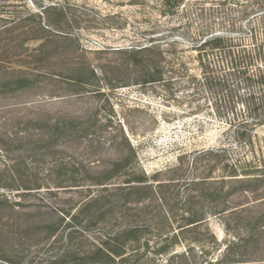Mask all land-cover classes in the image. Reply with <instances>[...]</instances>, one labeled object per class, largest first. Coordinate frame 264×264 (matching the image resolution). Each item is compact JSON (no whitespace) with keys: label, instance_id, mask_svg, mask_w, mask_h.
Returning a JSON list of instances; mask_svg holds the SVG:
<instances>
[{"label":"rangeland","instance_id":"374dc122","mask_svg":"<svg viewBox=\"0 0 264 264\" xmlns=\"http://www.w3.org/2000/svg\"><path fill=\"white\" fill-rule=\"evenodd\" d=\"M54 3L60 10L40 15L45 6ZM59 13H62L61 26L55 22ZM255 13L264 16V0H0V26L20 18V21L12 22L11 31L0 34L1 58L12 61L6 64L10 66L7 70L4 65L0 66V79L5 75L24 74L35 79L29 88L0 95V131L14 116L86 120L88 123L81 126L74 145H65V148L70 147L66 151L71 156L83 162L93 161L95 164L90 167L98 171L128 152L131 145L136 150L133 159L149 180L157 171L174 166L181 154H187L189 158L179 171L160 174L154 179L164 181L178 174L183 178L202 175L207 162L198 163L194 169L190 161L193 153L202 148L226 149L229 161L255 157L258 165L264 166V122L250 128L252 145L245 147L236 138L235 128L225 123L231 113L219 117L211 112L216 96L204 89L191 92L185 84L186 71L197 77L201 74L197 63L193 62L196 52L191 45L203 36L218 34L240 35L250 43V32L257 27V21L253 22L251 18ZM49 23L53 29L58 27L69 34L40 29ZM153 41L164 50L167 59L175 54L184 63L176 72L167 64L160 65L163 78L169 82H143L149 75L142 58L156 59L157 55L155 51L142 54L133 51ZM5 44L9 45L7 54H1ZM156 68L152 66L149 72L154 73ZM29 102L33 104L21 105ZM8 105L10 109H1ZM12 105L15 107L11 108ZM124 135L129 143L124 140ZM3 147L0 142L2 154L9 159L36 154L33 167L37 165L38 151L11 149L5 152ZM12 162L0 157V185L5 183L6 177L3 164ZM217 165L211 175L218 179L225 173L220 170L219 162ZM118 179L123 181L127 177ZM263 184L249 180L242 184L228 181L225 191H231V195L227 194L224 202L242 204L261 193ZM243 188L252 192H242ZM79 191L54 188L49 193L43 188L39 192L23 193L16 187H0V194L10 201L0 205V264H91L86 259L84 262L79 259L80 251L104 239L103 235H112L126 227L127 222L119 216L121 210H115L100 217L99 213L90 212L81 215L80 221L58 224L59 218L53 209L72 207L74 199L87 193L84 189ZM148 195L139 194L140 203L126 207L129 213L137 212L140 223L144 220L150 226L154 216L146 211L155 213L157 203L150 191ZM263 209L254 207L253 211L243 215L251 220V215ZM118 216L121 217L119 223L116 226L110 224ZM236 216L232 212L210 216L207 225L197 231L179 233V244L174 248L181 253L184 246L196 250L204 244L208 253L194 255L191 251L195 256L192 259L233 258L253 261H246V264H264V241L261 248L254 251L253 225L238 224ZM208 227L209 233L213 232L218 239V245L213 249L206 242L212 240ZM80 234L87 240L84 241ZM153 235L148 231L140 235L137 253L141 255L136 264H147L156 259L145 246L147 240L156 238ZM196 236L204 240L197 242ZM245 240L250 245L242 251L239 247ZM233 241L239 247H235ZM225 247L230 253L223 257ZM233 251H239L240 255L233 256ZM171 262L182 264L187 259L176 258Z\"/></svg>","mask_w":264,"mask_h":264},{"label":"trees","instance_id":"16d2710c","mask_svg":"<svg viewBox=\"0 0 264 264\" xmlns=\"http://www.w3.org/2000/svg\"><path fill=\"white\" fill-rule=\"evenodd\" d=\"M57 6L56 3L45 6L40 11V15H47L50 10H60ZM61 17L62 13L55 17L57 26H61ZM251 18L253 22L257 21V27H253L250 32L251 35L248 37L250 43L240 35L239 37L228 34L203 36L191 45L196 52L193 62L197 63L201 74L197 77L187 74V71L185 72V84L191 92L204 89L216 96L213 99L214 108L211 110L215 116L221 117L231 113V118H228L225 123L235 128L236 138L245 147L252 145L253 135L250 128L264 122V24L262 23L264 16L263 13H255ZM16 20L20 21V18ZM16 20L11 19L8 24L1 25L0 34L11 31ZM40 29L42 31L48 29L64 35L69 34L58 27L53 29L52 23L46 24ZM157 44L153 41L133 51L136 54L155 51L157 55L156 59L152 57L142 58L149 75L143 82H169L163 78L164 73L160 67L161 64L169 65L173 72L183 68L184 63L178 56L174 54L173 57L167 59L164 56V50ZM8 48L9 45L5 44L1 54H7ZM172 52L175 53V49H172ZM172 52H170L171 55H173ZM1 57L2 55H0ZM3 59H0V66L4 65V69L7 70L10 66L6 64H11L12 61L6 60V57ZM152 66L157 67L154 73L149 72ZM34 81V78L25 74L12 77L5 75L0 79V95L7 96L29 88L34 84ZM30 104L33 103L21 105L27 107ZM1 109H10V105ZM85 123L88 122L78 118L54 117L42 120L33 117L14 116L10 118L9 123H4L5 128L0 131L2 135L0 142L4 146L5 152L11 149H25L30 150V153L38 151L39 154V159L36 161L37 165L33 167L36 154L9 159L2 154L0 148V157H3L4 160L7 159L8 162L13 161L9 165L3 164L6 177L5 183L0 185L1 188L16 187L23 193L39 192L43 188L49 193H52L54 188L75 190L77 193L84 189L87 193H81L77 199H74L72 207L66 210L56 207L53 209L59 218L58 224L80 221L81 215H89L90 212L99 213L98 217H100L107 212L121 210L119 216L126 218L127 226L119 231H114L112 235H103L104 239L90 244L82 251L79 250L81 255L79 259L82 262L86 259L91 264H114L116 261L119 264H136L139 260L137 257L141 255L137 253L140 235L147 231L154 234V237L156 236L153 240L155 246L152 247L153 241L151 240L145 242V246L151 249L150 251L156 257L147 264H171V260L176 258H186L187 262L182 264H246V261L253 262L252 260L233 258H221L216 261L205 258L201 260L192 259L193 254H207L206 245L203 244L196 250L195 247L184 246V251L181 253L174 246L179 244V233L197 231L207 225L210 216H222L232 212L237 215L235 220L237 219L238 224L243 222L245 226L253 225L254 230L251 233L255 245L253 250L261 248L264 241V184L261 193L246 199V202L242 204L230 205L228 201L224 202L225 196L231 195V191H225V184L228 181L241 184L244 180L264 183V166L258 165L255 157L253 159L238 157L229 161L226 159V149L202 148L196 150L190 158L191 166H194V169L198 163L207 162L202 175L183 178L181 174H178L164 181H158L154 177L160 174L176 173L189 156L187 154L179 155L174 166L163 171H157L149 180L145 171L139 168L136 159H133L136 157V150L130 145L128 152L121 154L108 165L101 166L100 170L93 171L90 167L95 164L93 161H80L66 151V149L70 150V147L65 148L66 144L74 145V141L78 137L77 134ZM124 140L129 143L125 135ZM218 162L222 165L220 170L225 175H221L217 179L211 174H213V169L218 166ZM123 176H126L127 179L118 181V178ZM154 182L157 183L154 185L152 184ZM179 183L181 184L178 188H175ZM149 191L157 203V206H154L155 213L146 211L147 214L152 213L154 216L150 226L144 220L140 223L137 212L129 213L126 207L127 204H139V194L146 197L149 196ZM242 192L252 191L243 188ZM0 197L2 198L0 205L10 202L5 195L0 194ZM14 204L16 205L17 202ZM95 206L98 207L95 209ZM259 206L262 207L263 211L251 215V220L244 217V213L253 211L254 207ZM71 211L73 214H70ZM74 212L78 213L74 214ZM119 216L118 219L117 217L112 219L110 224L116 226L121 218ZM77 228L75 232L78 231ZM207 231L209 233V227ZM80 235L84 241L87 240L86 236ZM209 235L212 240L206 242L213 249L218 245V239L211 231ZM202 240L204 239L195 237L197 242H202ZM245 243L239 247L234 241L232 242L235 247H239L242 251L250 245L248 240H245ZM191 251L194 253L191 254ZM229 251V248L225 247L223 257L230 253ZM231 254L239 256L240 252L233 251ZM163 255L167 257L161 259L160 257ZM241 256H243L242 253ZM258 264L262 263L258 262Z\"/></svg>","mask_w":264,"mask_h":264}]
</instances>
